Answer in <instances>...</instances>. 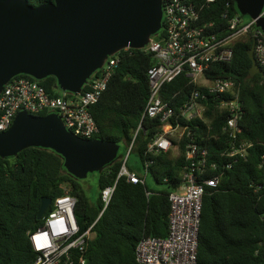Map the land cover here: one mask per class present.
<instances>
[{"label":"trees","instance_id":"16d2710c","mask_svg":"<svg viewBox=\"0 0 264 264\" xmlns=\"http://www.w3.org/2000/svg\"><path fill=\"white\" fill-rule=\"evenodd\" d=\"M47 1L51 0H28L34 6ZM191 1L202 6L201 21L223 24L224 12L238 14L244 21L250 18L238 12L234 0H215L208 5H203V0ZM163 36L162 29L152 37L162 39ZM251 44L249 36L237 38L233 42L232 60L214 63L208 72L213 76H230L239 83L244 112L238 136L252 146L246 159L239 158L230 169L223 170L217 188H206L198 231L197 264H264V82L261 74L249 76L251 59L247 52ZM118 53L120 60L105 90L90 107L99 129L93 138L120 145L118 157L101 172H95L97 194L93 200L82 179L68 173L61 156L50 148L30 146L15 156H0V264H33L35 253L28 231L43 223L36 217L41 197L54 200L65 193L76 199L74 215L80 232L97 219L92 228L94 237L84 252L86 264H139L135 254L138 240L147 235H167L168 194L180 180L187 142L192 138L211 154L223 151L228 145L227 133L222 129L225 114L211 105L214 111L204 113L205 122L193 121L198 128H187L182 135L179 132L170 135L177 153L172 149L146 152L148 142L160 131V123L157 118L145 117L144 130L136 134L126 164L139 173L133 162H140L143 168L144 160L152 159L148 175L162 188L150 189L146 181L133 183L124 176L117 179L142 116L149 93L147 70L154 63L152 54L143 49L130 48ZM98 74L99 71L91 75L82 92L89 89L90 79ZM38 81L50 94L73 95L56 90L53 76ZM185 82L181 76L164 84L162 97L177 106L186 92L172 96ZM188 131L190 136L186 135ZM131 153L136 155L133 162L129 158ZM116 179L110 201L102 211L101 190ZM147 192L150 193L147 195Z\"/></svg>","mask_w":264,"mask_h":264},{"label":"built area","instance_id":"2783aa9c","mask_svg":"<svg viewBox=\"0 0 264 264\" xmlns=\"http://www.w3.org/2000/svg\"><path fill=\"white\" fill-rule=\"evenodd\" d=\"M203 1V5H208L215 0ZM161 4L160 30H164V36L162 39L151 37L141 48L151 53L154 59L147 70L149 93L117 179L124 176L133 183L146 181L152 159L147 157L144 160L139 173L129 169L126 164L136 134L144 130L145 117L157 118L160 123V131L148 142L146 152L172 149L177 153L171 134L179 132L182 135L187 128H198L193 121L205 122L204 113L214 111L211 105L225 114L222 129L229 139L226 148L211 154L207 148L190 138L186 144L180 180L168 194L170 209L167 235L143 236L135 247L139 264H197L198 231L206 188H217L223 170L230 169L239 158L246 159L252 146L251 142L238 136L241 131L239 121L244 112L239 83L230 76H213L208 72L214 63L230 62L233 58V42L241 36H249L264 82V33L256 26V19L244 21L238 14L224 12L223 24L201 21L202 6H196L191 0H161ZM262 16L264 5L258 17ZM118 52L107 57L97 70L99 74L90 79L87 91L70 97L62 93L50 94L33 77L11 78L0 92V132L7 130L15 115L24 110L34 115L54 112L69 131L83 138H93L99 129L90 107L105 90L120 60ZM181 76L186 82L178 86L172 97H177L181 91L186 92V96L177 106H172L162 97L163 85ZM189 134L188 131L186 135ZM117 179L101 190L102 211L110 201ZM75 202V197L68 193L56 197L41 217L42 225L28 231L29 242L35 253L33 264H86L84 252L88 241L94 237L92 228L97 219L80 232L74 215Z\"/></svg>","mask_w":264,"mask_h":264},{"label":"water","instance_id":"95a60500","mask_svg":"<svg viewBox=\"0 0 264 264\" xmlns=\"http://www.w3.org/2000/svg\"><path fill=\"white\" fill-rule=\"evenodd\" d=\"M241 15L256 19L264 33V0H234ZM162 28L161 0H0V92L18 74L36 80L53 76L55 89L78 95L108 56L124 48L141 49ZM249 76L262 74L254 55ZM30 146L50 148L63 159L66 171L78 179L101 172L118 157L119 144L83 138L69 131L54 112L19 111L0 132V156H15ZM52 198L42 196L41 219Z\"/></svg>","mask_w":264,"mask_h":264},{"label":"rangeland","instance_id":"374dc122","mask_svg":"<svg viewBox=\"0 0 264 264\" xmlns=\"http://www.w3.org/2000/svg\"><path fill=\"white\" fill-rule=\"evenodd\" d=\"M56 90H58L59 92H62L59 89H56ZM129 158L131 162L135 161L136 159L135 153H131ZM133 163L135 164V167L139 170V172H141L142 166L140 162H137V163L133 162ZM145 178H146V183L150 189H161L162 188V185H158L154 182L150 174L146 176ZM82 184L87 190L89 197L93 200L97 194V174L95 172L89 173L86 178L82 179Z\"/></svg>","mask_w":264,"mask_h":264},{"label":"clouds","instance_id":"9594fccd","mask_svg":"<svg viewBox=\"0 0 264 264\" xmlns=\"http://www.w3.org/2000/svg\"><path fill=\"white\" fill-rule=\"evenodd\" d=\"M97 71V70H96Z\"/></svg>","mask_w":264,"mask_h":264}]
</instances>
